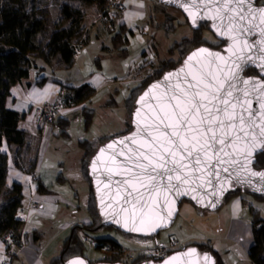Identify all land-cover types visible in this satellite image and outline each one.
Instances as JSON below:
<instances>
[{
	"label": "water",
	"instance_id": "95a60500",
	"mask_svg": "<svg viewBox=\"0 0 264 264\" xmlns=\"http://www.w3.org/2000/svg\"><path fill=\"white\" fill-rule=\"evenodd\" d=\"M155 1L179 10L192 29L198 28L199 23L206 22L208 30L224 44L220 48H213L205 44L198 45L183 56L180 64L165 70L158 78L151 80L134 100L130 117L131 129L125 133L114 135L100 144L89 161L88 174L91 178L96 208L100 216L98 227L113 226L120 232L142 237L154 236L161 230L170 227L178 213L179 205L184 199L191 201L201 209L214 211L222 206L225 195L231 190L239 189L242 192L264 197V177L253 175V173L264 172V166L259 169L253 166L256 155L264 149V136L261 135L260 127L264 125V115H261L260 111L264 109V91L260 90V87H264V35H262L264 33V22H262L264 16H257L255 20L249 17L243 22V25L238 20L235 24H229L221 16L222 12L227 11L223 5L228 0ZM252 7L260 9L264 8V4L258 3V0H252ZM236 9L237 5L232 3L229 14L238 17L239 13ZM249 25L252 26L251 34L246 30ZM233 27H244L245 30L243 32L232 31ZM198 49H207V51L199 52ZM193 53L196 55L191 61H188L189 56H192ZM209 53H218L219 56L209 55ZM186 61H188L187 64ZM249 68H253L256 74H244ZM168 73H171L172 76L165 80ZM233 76L236 78L231 79ZM202 77L206 78L202 79ZM229 79L235 86L233 97H239L241 101L236 105V113H241V106L243 109H249L248 102H250L251 111L257 113L254 118V123L257 126L248 132L247 137L243 133L229 129L232 131L233 139L227 140L226 145L216 143L212 148L201 153V160L206 163H201L196 168L192 167L189 160L185 159L183 163L188 166L183 168L182 174L189 177V182L181 183L173 179L172 183L178 185V191H164L159 195L153 193L158 207L153 208L150 215L144 218V223H141L139 219L136 220L135 227L140 230L129 231L128 228L132 226V212L121 202L125 189L123 185L119 184V181L125 179V176L120 173L126 172L128 168L136 170L134 159L127 161V157L130 155L135 157V152L139 149L148 157V160H152L153 164L158 163L159 155L163 153V149L169 146L164 125L175 123L173 113L178 110L173 106L179 103L183 108L186 106L184 103L185 94L200 91L203 96L204 91L202 90L205 89V85H208L207 91L210 93L220 84H226ZM244 81H248V83L245 84ZM153 85L158 86L152 88ZM189 85L192 87L190 88ZM169 90L175 91L176 99H165L166 95L172 96L173 94V91ZM146 92L149 93L147 96H145ZM245 92L248 93L247 98L244 96ZM142 96H144V100L137 103ZM211 98V95H208V99ZM137 109H140L138 115ZM229 111H232L231 104ZM243 114L247 117L248 111H244ZM161 117H166V119L161 122ZM236 124L239 127V121ZM247 130V126H245V131ZM219 134L218 132V136ZM191 135H195V133ZM237 136L240 138H236ZM126 137L129 139L125 140ZM109 144H113V148L100 154V149L106 148ZM221 147H224L223 152L219 151ZM153 153L156 154L155 159ZM113 154H115V161L111 159ZM98 155L100 160L97 162L94 172L92 161ZM182 155L186 154L177 152L176 159L180 160ZM148 160L141 157V163H148ZM109 172L112 175L111 180L108 179ZM177 174L173 173V176ZM165 182H167V177H165ZM132 186L139 187L134 182ZM117 212L119 215L116 214ZM117 220L120 222L117 223ZM190 249H195V252L190 253ZM205 254L210 258L207 264H216L210 251L199 250L195 245L184 246L161 260L149 259L134 264H164L165 261H169V264H206ZM75 258H79L84 264H90L88 258L80 255L63 260L61 264H69ZM91 264L125 263L93 262Z\"/></svg>",
	"mask_w": 264,
	"mask_h": 264
},
{
	"label": "trees",
	"instance_id": "16d2710c",
	"mask_svg": "<svg viewBox=\"0 0 264 264\" xmlns=\"http://www.w3.org/2000/svg\"><path fill=\"white\" fill-rule=\"evenodd\" d=\"M80 1L85 4L95 2L100 6L99 12H102L106 2V0ZM26 3V0H0V192L4 186L7 174V156L1 151V146L3 144H14L20 147L25 141V131L18 127V121L21 118V115L17 111L9 109L6 106V98L10 93L12 85L28 76L29 69L37 64L36 59H40L43 62H49L52 57L59 55L65 67H69L76 50L86 39V33L84 34V29L81 27L83 17L81 9L73 10L67 4H63L61 7L60 23L68 21L70 18L71 20L67 26H61L59 22L57 23L52 20L47 7H39L33 12L28 11ZM119 17L120 12H116L114 19L111 20L115 22V30L110 36V39L112 47L116 52L123 55V51L126 50L125 48H122V45L126 41V28L123 23H117ZM172 20L173 18H166L163 22L157 24V26L166 29L168 32L175 27L171 22ZM184 22L188 24L185 17ZM203 29H208L206 22L199 23V26L196 29L191 28V34L189 36H183L179 41L174 42L169 48L168 52L172 54L170 57L159 59L149 74L131 87L129 94L124 100L127 123L125 129L111 135L98 136L94 139L83 138L78 140V146L82 150L80 172L87 185L85 209L88 216V222H75L71 225L69 233L63 240L59 252L50 260L49 264H61L63 260L77 255L87 258L84 253L86 243L79 235L80 229L84 230V232L92 239L96 249L103 251V255L97 260H89L90 264L93 262H123L125 264H134L149 260V258L140 254H135L131 260H126L123 258L121 251L123 247L116 239L108 236L93 237L91 235L92 231L101 228L114 227H98L100 216L96 208L91 178L88 174V164L96 148L100 144L114 135L125 133L131 129L130 117L134 107V100L139 92L151 80L158 78L165 70L180 64L183 56L190 49L202 44L216 48L221 43L216 44V42L205 40L202 36ZM40 35L47 39L45 43L42 39H38V36ZM153 46L155 48L154 44ZM173 54H177V59L173 58ZM244 74H256V71L253 68H249ZM69 88L72 92L61 95L59 97L60 104L70 106L74 103H78L86 86H71ZM92 114V110L86 109V107L83 106L82 115L84 126L86 128L92 120ZM53 124L55 127L59 128L58 131L60 135H68L66 130L69 127L68 119L59 116ZM255 159L253 166L256 169L262 168L264 166V151L258 153ZM39 188L40 187H38V189ZM241 192L242 191L239 189L229 191L225 195L224 203L231 198L238 196ZM251 195L258 198H264L259 195ZM3 197L4 201L0 206V234L5 235L8 232H11L16 240L17 246H19L29 238L28 233H22L20 231L22 221L16 217V211L21 205L23 197L21 186L14 183L10 189L5 191ZM183 201L192 203L185 199ZM195 207L201 211L206 210L201 209L198 206ZM249 211L252 243L248 247L247 254L252 264H264V214L262 216L259 215L257 211H254L251 207H249ZM123 234L140 243L152 239V244L161 242L157 239L159 233L150 237H142L129 233ZM30 236L32 239L37 240L42 236V233L38 230H33ZM188 245H195L199 250L210 251L215 258L216 264H225L221 259L220 254L209 243L191 241L185 243V246ZM105 246L108 247L107 250L104 249ZM6 249L9 250L8 245H6Z\"/></svg>",
	"mask_w": 264,
	"mask_h": 264
},
{
	"label": "rangeland",
	"instance_id": "374dc122",
	"mask_svg": "<svg viewBox=\"0 0 264 264\" xmlns=\"http://www.w3.org/2000/svg\"><path fill=\"white\" fill-rule=\"evenodd\" d=\"M26 2L28 11L35 12L39 7H47L52 20L57 23H60L61 7L63 4H67L73 10L87 8L89 12H95L99 28L103 33L106 31L112 34L115 30V22L99 16L100 6L96 3L95 5L85 4L80 0H26ZM259 2L264 4V0H259ZM159 8H163L164 12L159 14L158 17H153V19L161 23L163 19L173 18L171 22L175 27L168 32L166 29L156 28L155 25L152 27V35L148 37V42L150 47H153L151 42H154L155 48L149 60L154 59V61L153 65L150 66L151 68L142 71L141 74L144 77L149 74L159 59L172 55L168 50L174 42L179 41L183 36L191 34V27L184 22V16L179 10L162 5H159ZM70 20L71 18L68 21L60 23V25L67 26ZM202 36L209 42L217 41L208 29H203ZM38 39H42L44 43L47 40L41 35L38 36ZM110 42L111 39L105 35L100 37L97 29L92 26L86 32V39L79 48L80 56L71 66L66 68L54 66L52 68L48 65H43L44 69L41 72L42 75L46 74L50 77H58L70 85H78L81 83L83 77L89 76L93 70L100 71L107 78L118 77L117 80H119L118 84L103 89L91 100V105L89 106L95 107V112L87 128L84 126L83 116H81L79 111H75L68 115L69 127L66 129L68 135H60L59 128L55 127L53 133L44 139L40 147L38 164H40L44 153L46 154L43 162L46 171V174H44L45 178L43 179L44 185L53 191L60 192L68 202H71V207L68 210L69 214L76 213L74 212L75 208H73L75 205H79L78 209L83 215L87 213L85 209L87 189L81 172H79L81 150L78 147L77 140L82 139V137L91 139L100 136V134L106 131H115L113 124L119 118H122V114L125 113L124 99L131 89L130 84L119 83L120 78L124 76L129 66L137 67L140 62H146H137V57L141 56L142 51L146 49L147 43L143 45L136 43L133 47L129 45L127 46L128 49L125 56H117L115 54H108L103 48V45H109ZM173 55V58L177 59V54ZM36 63L39 65L43 64L40 59H36ZM145 66H148V63ZM72 106L73 108H77V103L72 104ZM74 110L76 109H72V111ZM60 171L69 177V182L65 183V180L57 181ZM238 196L245 200L244 210L240 215L242 221L245 223L249 221V207L257 211L261 216L264 214V198L255 197L247 192H241ZM228 205L229 203L227 202L217 210L201 211L192 203L182 201L173 223L167 229L161 230L157 235V239L166 242L168 238L174 237L184 244L191 241L207 242L220 254L225 264H252L246 248L243 246L244 244L230 240V237H228L232 224ZM62 206L60 207L62 208L61 214L57 212V215H65L63 211L65 205ZM77 220H80V218L75 217L73 221ZM91 235L93 237H112L127 250L153 243V239L143 243L137 242L115 228H101L92 231ZM2 237L4 238V235ZM45 238H47L46 235L44 236ZM84 253L91 261H95L103 255V251L96 249L90 244H86Z\"/></svg>",
	"mask_w": 264,
	"mask_h": 264
},
{
	"label": "crops",
	"instance_id": "0c3cea01",
	"mask_svg": "<svg viewBox=\"0 0 264 264\" xmlns=\"http://www.w3.org/2000/svg\"><path fill=\"white\" fill-rule=\"evenodd\" d=\"M91 4L95 5V2ZM159 5L160 4L155 0H124V9L120 12V17L117 20V23H123L126 28V41L122 45V48H125L126 50L123 51V55H120L112 47L111 42L109 45H103V48L108 54L125 56L127 54V46L131 45V47H133L136 43L139 45L147 43L145 46L146 49L142 51L141 56L137 57V62H146H140L137 67L129 66L124 76L120 78L119 83L130 84L131 87L134 86L144 77L143 74H141L142 71L151 68L150 66L153 65L154 59L149 60V58L152 57V54L150 55V53H147L146 50L149 47L148 37L152 35V27L155 25L156 28H159L157 24L160 22L154 20L153 17H158L159 14L164 12L163 8H159ZM81 10L83 12L81 27L84 29V34L93 26L97 29V33L100 37L105 35L110 39L112 34H109L106 31L103 33L102 30H100L95 12H89L87 8H81ZM151 44H154V42H151ZM79 48L76 50L72 58L71 65L80 56ZM152 49L154 50V46ZM42 63L43 64L41 65L36 64V66L30 68L27 77L22 78L12 85L10 93L6 98V106L9 109L17 111L21 115V118L18 121V127L25 131V141L20 147L14 144H3L1 146V151L7 156V174L4 186L0 192V206L4 201L3 194L5 191L10 189L14 183H17L22 189V203H26L27 198L30 195L43 205L45 212L42 215L29 216H20L16 213V217L22 221L20 231L22 233H28L29 238L26 242H23L19 246H14L13 248L7 250L3 237L0 234V264H49L50 260L59 252L61 244L67 237L71 225L75 222H88L87 213L86 215H83L78 209L79 205L73 206L72 203L73 208H75L74 212L76 213L69 214L70 212L68 210L71 207V202H68L64 195L60 194V192L53 191L51 188L45 187L43 179L45 178L44 174H46V171L43 166V162L46 154L44 153L40 164H38L39 150L44 139L53 133L55 129L53 122L57 117L63 116L68 119V115L74 113L75 111H79L81 116H83V106L86 107V109L92 110L94 114L95 107L89 106L91 105V100L94 96L103 89L118 84L119 81L117 80L118 77L107 78L100 71L93 70L89 76L83 77L81 83L78 85H70L58 77H50L46 74H41L44 69L43 65H48L52 68L54 66L66 68L59 55L52 57L49 62L42 61ZM147 63L148 66H145ZM82 85H85L86 89L77 103V108H73L71 105L66 106L60 104L59 112L53 120L41 123H37L35 121L34 109L36 107L45 101H54L64 93H71L72 90L69 88L71 86L79 87ZM72 109L76 110L72 111ZM125 124H127L126 111L122 114V118H119L117 122H114V132L106 131L100 134V136L120 132L126 128ZM83 138L85 137H82V139ZM94 138L96 137L91 139ZM34 169H37V187L30 179V173ZM62 180H65V183L70 181L69 177L60 171L57 176V181L59 182ZM38 187L40 188L38 189ZM227 202L229 203L228 210L230 212V219L232 222L228 237H230V240L243 243V246H245L247 251L248 247L252 243L251 227L249 221L245 223L240 218V215L244 210L245 200L236 196ZM62 205H65L63 210L65 215H57V212L61 214L62 208L60 207H63ZM75 217L80 218V220L74 222L73 220ZM33 230L40 231L42 236L37 240L32 239L30 234ZM45 235L47 238L44 239Z\"/></svg>",
	"mask_w": 264,
	"mask_h": 264
},
{
	"label": "snow or ice",
	"instance_id": "6c2138e0",
	"mask_svg": "<svg viewBox=\"0 0 264 264\" xmlns=\"http://www.w3.org/2000/svg\"><path fill=\"white\" fill-rule=\"evenodd\" d=\"M232 3L237 5L236 10L239 13L238 17L229 14ZM223 7L226 8L227 11L222 12L221 16L223 19H226L229 24H235L238 20L239 23L243 25V22L249 17L255 20L257 16H264V8L255 9L252 7V0H228ZM185 11H187V9H185ZM244 30V27L232 28V31L243 32ZM246 30L251 34L252 26H247ZM262 35H264V33H262ZM198 51L206 52L207 49H198ZM195 55L196 53H193L192 56H189L188 61H191ZM209 55L219 56L218 53H209ZM188 61L185 63L187 64ZM171 76L172 74L168 73L164 79L168 80ZM204 78L206 77H202V79ZM235 78L236 77L233 76L231 79ZM231 79H229L226 84H220L210 93L207 91L208 85H205V89L202 90L204 91L203 96H201L200 91L185 94L184 103L186 106L183 108H181L179 103L173 106L174 109L178 110L173 113L175 116V123L164 125L169 146L163 149V153L159 155L158 163L153 164L152 160H148V157L139 149L136 150L135 157L132 155L127 157V161H133L134 159L136 170L133 171L132 168H128L126 172L120 173L125 176V179L119 181V184L123 185L125 189L121 202L132 212V226L128 228L129 231L140 230L135 227L136 220L139 219L141 223H144V218L150 215L153 208L158 207L152 195L153 193L159 195L164 191H178V185L172 183L173 179L181 183L189 182V177L182 174L183 168L188 166L183 163L185 159L189 160L192 167L196 168L201 163H206V161L201 160V153L206 152L216 143L226 145L227 140L233 139L232 131H229V129L237 133H243V135L247 137L248 132L257 126L254 123V118L257 113L251 111L250 102H248L249 109H243V106H241V113H236V105L240 104L241 101L239 97H233L235 86L231 83ZM244 83L247 84L248 81H244ZM157 86L158 85H153L151 87L155 88ZM189 87L191 88L192 85H189ZM260 90L264 91V87H260ZM169 91H173V94L172 96L166 95L165 99H176L177 96L175 91ZM148 94L149 93L146 92L145 96ZM208 95L212 97L210 100L208 99ZM244 96L247 98L248 93L245 92ZM143 100L144 96H142L137 103H141ZM233 100H235V103H233ZM230 104L232 105L231 112L229 111ZM244 111H248L247 117L243 114ZM260 111L261 115H264V109ZM139 112L140 109H137V115ZM164 119H166V117H161V122H163ZM237 121H239V127H237ZM245 126H247V131H245ZM157 127H159V125H157ZM260 127L261 135L264 136V125ZM141 131L143 130L141 129ZM218 132L220 133L219 136ZM192 133H195V135H191ZM236 138L240 137L237 136ZM127 139L129 138L126 137L125 140ZM121 143H123V141H121ZM112 148L113 144H109L106 148L100 149V154ZM219 151L223 152L224 147H221ZM262 151H264V149H262ZM177 152L185 153L186 155H182L180 160H177ZM155 156L156 154L153 153L154 159ZM141 157L148 160V163H141ZM111 159L115 161V154H113ZM99 160L100 156L98 155L92 161L94 172L96 171L95 166ZM224 170L227 171V169ZM173 173L178 174L173 176ZM216 175H219V173H216ZM253 175L264 177V172L253 173ZM165 177H167V182H165ZM108 179H112L110 172L108 173ZM133 182L138 184L139 187H133ZM193 198L195 199V197ZM150 201L152 202L151 204L149 203ZM165 203H167L166 200ZM121 211H124V209H121ZM116 214L119 215V212ZM116 222L119 223L120 221L117 220ZM156 226L159 227V225ZM152 230L154 231L155 229L153 228ZM189 252L194 253L195 249H190ZM204 259L207 264L210 258L205 254ZM69 264H84V262L79 258H75L70 261ZM164 264H169V261H165Z\"/></svg>",
	"mask_w": 264,
	"mask_h": 264
},
{
	"label": "built area",
	"instance_id": "2783aa9c",
	"mask_svg": "<svg viewBox=\"0 0 264 264\" xmlns=\"http://www.w3.org/2000/svg\"><path fill=\"white\" fill-rule=\"evenodd\" d=\"M124 9V0H106L104 9L99 13V16L106 19H114L116 12H121ZM147 53H153L152 47H148ZM59 98L54 101H45L38 107L34 109L35 121L41 123L44 121H51L59 112ZM72 106V105H71ZM30 179L36 184L38 182L37 169H34L30 173ZM45 212L43 205L34 199L32 196H28L27 202L22 203L18 207L16 213L21 215H42ZM79 235L86 244L94 246L92 239L84 232V230H79ZM4 242L11 249L17 246L16 240L11 232L4 235ZM185 246L180 240L174 237L168 238L166 242H156L151 245H142L136 249H124L122 248L123 258L126 260H131L135 254L143 255L149 259L161 260L168 257L172 252L180 250ZM105 250L108 249L107 246L104 247Z\"/></svg>",
	"mask_w": 264,
	"mask_h": 264
},
{
	"label": "flooded vegetation",
	"instance_id": "af4514ba",
	"mask_svg": "<svg viewBox=\"0 0 264 264\" xmlns=\"http://www.w3.org/2000/svg\"><path fill=\"white\" fill-rule=\"evenodd\" d=\"M258 2H259V0H258ZM217 40V39H216ZM221 42V43H220ZM220 43V44H219ZM216 44H219L216 48H220L223 44H224V42L223 41H219V40H217L216 41Z\"/></svg>",
	"mask_w": 264,
	"mask_h": 264
}]
</instances>
